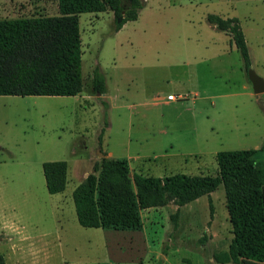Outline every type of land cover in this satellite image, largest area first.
<instances>
[{
    "label": "rangeland",
    "instance_id": "374dc122",
    "mask_svg": "<svg viewBox=\"0 0 264 264\" xmlns=\"http://www.w3.org/2000/svg\"><path fill=\"white\" fill-rule=\"evenodd\" d=\"M142 3L119 31L110 10L79 15L77 95H0L4 264H218L212 253L228 249L222 184L180 207L176 225L174 200L142 211L141 231L77 221L72 191L101 163L98 150L126 159L131 173L161 177L215 175L218 151L264 144V93L254 94L229 35L206 20L208 13L239 18L251 68L264 79V0ZM37 15H58L57 0H0V19ZM95 71L104 76L102 93ZM259 157L264 172V152ZM50 160L68 163L61 193L46 189L41 164Z\"/></svg>",
    "mask_w": 264,
    "mask_h": 264
},
{
    "label": "trees",
    "instance_id": "16d2710c",
    "mask_svg": "<svg viewBox=\"0 0 264 264\" xmlns=\"http://www.w3.org/2000/svg\"><path fill=\"white\" fill-rule=\"evenodd\" d=\"M57 0L58 15L0 19V95L73 96L82 91V49L79 15L86 12L113 13L114 29L138 18L142 0ZM207 22L230 37L243 66L251 57L240 20L208 13ZM93 87L105 91L104 76L93 74ZM100 135V140H101ZM258 149L220 150L215 155V175L175 173L146 176L131 173L126 159L102 158L93 172L74 187L72 200L78 223L88 228L139 230L141 211L165 206L174 200L170 215L177 224L180 207L223 185L233 237L227 250L215 251L219 264H264V172ZM49 193L65 190L68 163L43 161ZM99 172L98 175L96 172ZM0 264H4L0 256Z\"/></svg>",
    "mask_w": 264,
    "mask_h": 264
},
{
    "label": "water",
    "instance_id": "95a60500",
    "mask_svg": "<svg viewBox=\"0 0 264 264\" xmlns=\"http://www.w3.org/2000/svg\"><path fill=\"white\" fill-rule=\"evenodd\" d=\"M248 80L250 81L252 85V89L255 95H259L261 93H264V79L260 75H258L254 69L249 67L245 70ZM98 155L103 158L105 157V154H103L100 150H98ZM87 176V175H86ZM85 176V177H86Z\"/></svg>",
    "mask_w": 264,
    "mask_h": 264
},
{
    "label": "crops",
    "instance_id": "0c3cea01",
    "mask_svg": "<svg viewBox=\"0 0 264 264\" xmlns=\"http://www.w3.org/2000/svg\"><path fill=\"white\" fill-rule=\"evenodd\" d=\"M125 25V24H124ZM168 94H170V93H168ZM167 94V95H168ZM176 95V94H175ZM178 99V98H177ZM169 101H175V100H169ZM154 209H157V208H149V209H145V210H143V211H147V212H149V211H152V210H154ZM141 221H142V211H141ZM142 223H143V221H142ZM142 229L140 228L139 230H134V231H141ZM213 260V259H212ZM219 264V263H218Z\"/></svg>",
    "mask_w": 264,
    "mask_h": 264
},
{
    "label": "built area",
    "instance_id": "2783aa9c",
    "mask_svg": "<svg viewBox=\"0 0 264 264\" xmlns=\"http://www.w3.org/2000/svg\"><path fill=\"white\" fill-rule=\"evenodd\" d=\"M166 98H167V100H177L178 96L170 93L166 96Z\"/></svg>",
    "mask_w": 264,
    "mask_h": 264
}]
</instances>
